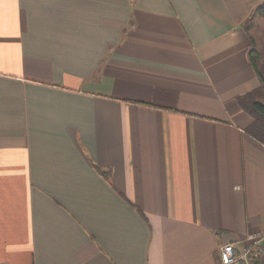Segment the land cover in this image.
<instances>
[{"label": "crops", "instance_id": "crops-1", "mask_svg": "<svg viewBox=\"0 0 264 264\" xmlns=\"http://www.w3.org/2000/svg\"><path fill=\"white\" fill-rule=\"evenodd\" d=\"M263 3L0 0V264H221L264 234Z\"/></svg>", "mask_w": 264, "mask_h": 264}, {"label": "trees", "instance_id": "trees-1", "mask_svg": "<svg viewBox=\"0 0 264 264\" xmlns=\"http://www.w3.org/2000/svg\"><path fill=\"white\" fill-rule=\"evenodd\" d=\"M256 14L264 18V3L257 9ZM251 63L260 81V91L264 94V53H260L253 49ZM243 99L244 97L239 99L240 102H242ZM244 108L253 118V122L248 129L249 134L258 141L264 143V103L254 101L245 105Z\"/></svg>", "mask_w": 264, "mask_h": 264}, {"label": "built area", "instance_id": "built-area-1", "mask_svg": "<svg viewBox=\"0 0 264 264\" xmlns=\"http://www.w3.org/2000/svg\"><path fill=\"white\" fill-rule=\"evenodd\" d=\"M264 241V234L257 233L248 239L240 254L235 253L232 244L224 245L219 249L221 264H251L259 261L264 264V248L261 243Z\"/></svg>", "mask_w": 264, "mask_h": 264}, {"label": "rangeland", "instance_id": "rangeland-1", "mask_svg": "<svg viewBox=\"0 0 264 264\" xmlns=\"http://www.w3.org/2000/svg\"><path fill=\"white\" fill-rule=\"evenodd\" d=\"M251 35L254 38L256 47L260 53H264V18H255L250 21ZM259 94V95H258ZM258 98L264 102L263 92L257 93Z\"/></svg>", "mask_w": 264, "mask_h": 264}]
</instances>
